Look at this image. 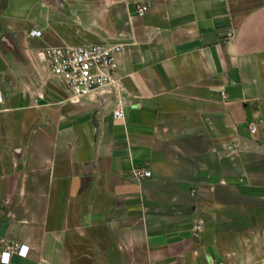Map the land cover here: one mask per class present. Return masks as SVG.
Listing matches in <instances>:
<instances>
[{
  "label": "crops",
  "instance_id": "obj_1",
  "mask_svg": "<svg viewBox=\"0 0 264 264\" xmlns=\"http://www.w3.org/2000/svg\"><path fill=\"white\" fill-rule=\"evenodd\" d=\"M93 43L115 87L72 102L39 52ZM0 90L9 264H264V0H0Z\"/></svg>",
  "mask_w": 264,
  "mask_h": 264
},
{
  "label": "built area",
  "instance_id": "obj_2",
  "mask_svg": "<svg viewBox=\"0 0 264 264\" xmlns=\"http://www.w3.org/2000/svg\"><path fill=\"white\" fill-rule=\"evenodd\" d=\"M147 9L146 5L138 6L137 13L143 15ZM29 36L41 38L43 30L32 28ZM122 47V44L110 43L46 46L39 52V56L68 93V99L77 103L86 96L109 93L115 87L118 54ZM222 95L226 97L225 92ZM40 98L44 99L42 96ZM38 100L35 99V102ZM3 102L4 93L0 90V104ZM123 115V109L119 108L114 112L113 118L119 120ZM249 128L251 133H256L259 127L257 123H251ZM152 175V170L146 166H131L130 177L135 181L141 182ZM28 251L29 248L25 245L12 246L10 251L1 253L0 262L9 264L11 254L26 257Z\"/></svg>",
  "mask_w": 264,
  "mask_h": 264
}]
</instances>
